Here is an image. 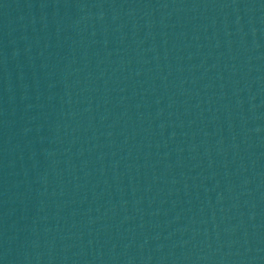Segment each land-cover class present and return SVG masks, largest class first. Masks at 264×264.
<instances>
[{
  "label": "water",
  "instance_id": "95a60500",
  "mask_svg": "<svg viewBox=\"0 0 264 264\" xmlns=\"http://www.w3.org/2000/svg\"><path fill=\"white\" fill-rule=\"evenodd\" d=\"M0 264H264V0H0Z\"/></svg>",
  "mask_w": 264,
  "mask_h": 264
}]
</instances>
